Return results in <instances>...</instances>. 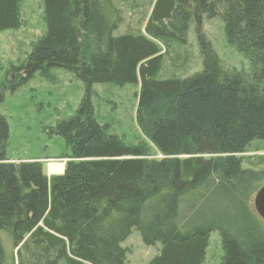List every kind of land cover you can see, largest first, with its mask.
<instances>
[{
	"label": "trees",
	"instance_id": "1",
	"mask_svg": "<svg viewBox=\"0 0 264 264\" xmlns=\"http://www.w3.org/2000/svg\"><path fill=\"white\" fill-rule=\"evenodd\" d=\"M42 1L46 30L0 84V106L5 91L36 73L50 79L54 68L74 74L85 95L50 131L67 149L60 175L48 177L39 160L8 158L0 114V232L16 251L10 264H126L133 231L160 246L146 264H202L213 232L219 264H264V222L252 205L264 159L242 167L251 143L264 140V0H155L143 29L125 33L114 0ZM21 4L0 0V31L18 27ZM203 17L221 19L250 74L222 66ZM191 24L202 71L163 79L164 59L177 61ZM99 84L139 86L137 124L148 143H127L97 121Z\"/></svg>",
	"mask_w": 264,
	"mask_h": 264
},
{
	"label": "rangeland",
	"instance_id": "2",
	"mask_svg": "<svg viewBox=\"0 0 264 264\" xmlns=\"http://www.w3.org/2000/svg\"><path fill=\"white\" fill-rule=\"evenodd\" d=\"M154 2L155 0H114L124 20L118 33H125L127 29H143ZM45 30L43 1L22 0L18 27L14 30L0 31V84L9 77L11 81L13 80V74L9 76L10 69L25 63L33 45ZM201 31L224 68L245 74L251 73V62L226 41L224 24L220 18L208 20L203 17ZM177 51V61L173 53L164 59L161 71L163 79L187 78L202 71V59L193 24L189 26L186 43L177 47ZM50 75L51 78L47 79L36 73L14 92L5 91L0 106V114L6 118L9 126L6 150L8 158L14 161L39 160L49 177L61 170L53 172L51 166L63 167L62 172H64L66 159L63 157L67 154L62 139L51 135L50 131L58 122L76 113L85 95L84 84L71 72L54 68L50 71ZM138 87L99 84L94 85L91 91V101L97 121L100 124H107L111 133L133 144L148 143L137 124ZM250 150L242 155L244 169L254 167L251 163L257 162V158L264 159V140L252 142ZM151 153L159 157L152 146ZM47 167L50 173L47 172ZM255 168L264 169V161H259ZM0 243L6 263H11L13 255L16 261V251L13 252L7 234L0 232ZM124 246L128 249L126 264H146L160 247L145 246L136 231L132 232ZM222 257L221 238L217 232H213L209 236L208 248L202 264H219Z\"/></svg>",
	"mask_w": 264,
	"mask_h": 264
},
{
	"label": "water",
	"instance_id": "3",
	"mask_svg": "<svg viewBox=\"0 0 264 264\" xmlns=\"http://www.w3.org/2000/svg\"><path fill=\"white\" fill-rule=\"evenodd\" d=\"M264 186L260 188L253 198V208L255 213L264 222Z\"/></svg>",
	"mask_w": 264,
	"mask_h": 264
},
{
	"label": "crops",
	"instance_id": "4",
	"mask_svg": "<svg viewBox=\"0 0 264 264\" xmlns=\"http://www.w3.org/2000/svg\"><path fill=\"white\" fill-rule=\"evenodd\" d=\"M61 166H62V164H61ZM47 172L48 173H50V171H49V167H47ZM62 170H63V167H61V170L59 171V172H57V173H60V174H62L63 172H62ZM62 172V173H61ZM57 173H53V174H56V175H60V174H57ZM48 177H49V175H47Z\"/></svg>",
	"mask_w": 264,
	"mask_h": 264
},
{
	"label": "bare ground",
	"instance_id": "5",
	"mask_svg": "<svg viewBox=\"0 0 264 264\" xmlns=\"http://www.w3.org/2000/svg\"><path fill=\"white\" fill-rule=\"evenodd\" d=\"M50 168H52L53 172L59 171L61 169V167H56V166L55 167L51 166Z\"/></svg>",
	"mask_w": 264,
	"mask_h": 264
},
{
	"label": "snow or ice",
	"instance_id": "6",
	"mask_svg": "<svg viewBox=\"0 0 264 264\" xmlns=\"http://www.w3.org/2000/svg\"><path fill=\"white\" fill-rule=\"evenodd\" d=\"M262 195H264V194H262Z\"/></svg>",
	"mask_w": 264,
	"mask_h": 264
}]
</instances>
